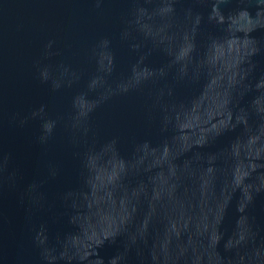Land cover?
Listing matches in <instances>:
<instances>
[{
	"label": "water",
	"instance_id": "1",
	"mask_svg": "<svg viewBox=\"0 0 264 264\" xmlns=\"http://www.w3.org/2000/svg\"><path fill=\"white\" fill-rule=\"evenodd\" d=\"M0 264H264V0H0Z\"/></svg>",
	"mask_w": 264,
	"mask_h": 264
}]
</instances>
